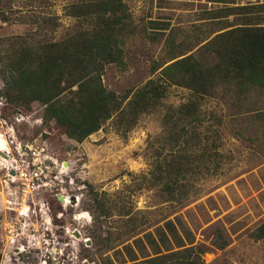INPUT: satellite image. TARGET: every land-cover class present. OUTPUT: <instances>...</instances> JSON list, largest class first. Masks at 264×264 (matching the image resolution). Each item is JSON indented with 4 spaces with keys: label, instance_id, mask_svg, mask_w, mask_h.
Listing matches in <instances>:
<instances>
[{
    "label": "rangeland",
    "instance_id": "rangeland-1",
    "mask_svg": "<svg viewBox=\"0 0 264 264\" xmlns=\"http://www.w3.org/2000/svg\"><path fill=\"white\" fill-rule=\"evenodd\" d=\"M74 1L37 0L35 10L58 15L57 35H61L74 22L64 13L65 6ZM220 1L127 0L131 27L122 45L124 64L105 66V87L122 95L153 77L159 71L153 73V69L162 60L194 52L225 30L234 19L232 15L221 21L207 18L209 10L222 7L223 2L227 6L264 5V0ZM11 4L12 9L6 10H15L14 15L30 10L21 0ZM251 12L253 19L264 21V6H255ZM33 29L31 23L0 20V38ZM5 49L0 46V120L5 119L0 133L9 127L21 140L46 139L49 152L57 156L65 173L64 182L58 185L62 190L49 194V209L36 206L31 216L33 234L43 238L32 243L20 239L13 247L21 244L24 248L18 254H2L0 264H128L131 260L125 245L133 247L136 261H140L144 257L134 240L167 220L175 223L186 241L184 228L193 236L192 243L172 250L193 246L189 259L199 253V258H194L198 264H264V238L251 236L264 222V91L251 89L240 94L236 87L225 84L203 99L202 124L195 127V134L216 154L219 166L191 180L189 196L178 204L164 201L143 179L150 174L157 147H166L161 141L165 134L162 116L170 105L189 99L188 89L169 85L162 105L142 113L131 128L125 130L109 120L77 142L67 137L64 127L44 119L42 104L9 101L4 90ZM0 141L2 149L4 140ZM54 193L66 201L61 203ZM95 194L110 207L107 215L95 218ZM71 196L77 197L75 203ZM124 211L129 214H121ZM16 213L0 206V221L5 214ZM130 215L133 225L128 222ZM21 222L20 218L17 225ZM225 242L224 247L218 246ZM199 248L203 251L198 252ZM9 249L0 241V254ZM148 254L153 256L151 250Z\"/></svg>",
    "mask_w": 264,
    "mask_h": 264
},
{
    "label": "trees",
    "instance_id": "trees-1",
    "mask_svg": "<svg viewBox=\"0 0 264 264\" xmlns=\"http://www.w3.org/2000/svg\"><path fill=\"white\" fill-rule=\"evenodd\" d=\"M11 1L0 0V20L31 23L34 29L0 38V46L6 48L2 60L6 95L15 105L42 104L44 119L64 127L67 137L82 142L109 120L127 130L142 113L162 105L169 85L189 90L186 102L170 105L163 114L166 137L164 134L161 141L166 147H157L150 174L143 179L164 201L182 203L189 196L191 180L219 166L216 154L195 134V127L202 124L203 99L225 84L236 87L240 94L251 89L264 91V21L251 17L252 8L262 4L227 6L225 1L222 7L209 10V19L221 21L230 15L234 19L194 52L162 60L153 69V73L159 70L153 77L120 95L105 87L102 75L107 64H124L122 45L131 27L127 0L68 3L64 13L74 22L61 35H57L59 16L36 11L37 0H21L30 10L18 15L6 10L12 9ZM92 198L95 218L110 212L96 194ZM128 222L134 224L131 215ZM183 230L187 241L172 220L146 232L144 238L134 240L144 259L136 261L133 247L125 245L131 260L128 264H198L194 258L199 253L189 259L193 246L172 250L193 242L190 232ZM251 236L264 238V222ZM150 250L152 257H148Z\"/></svg>",
    "mask_w": 264,
    "mask_h": 264
},
{
    "label": "built area",
    "instance_id": "built-area-1",
    "mask_svg": "<svg viewBox=\"0 0 264 264\" xmlns=\"http://www.w3.org/2000/svg\"><path fill=\"white\" fill-rule=\"evenodd\" d=\"M1 120V124L5 122L4 118ZM4 125L7 127V123ZM7 130L5 133H0V138L4 140L3 148L0 150L9 157L4 159L7 161L0 158L2 172L0 206L17 213L16 215L5 214L0 221V241H4L10 247L9 251L0 254L1 262L3 255H8L10 252L18 254L24 248V246L20 247L21 244L13 247L14 243H19L20 239L24 238L26 243H32L40 242L43 238L33 234L31 216L35 213L36 206L49 209L47 200L49 194L62 190V188L58 189V185L64 182L63 174L65 173L59 165L57 156L49 152L46 139L21 140L14 135L12 128L7 127ZM54 195L57 194L54 193ZM22 210H25L24 214L21 213ZM43 214L44 217L48 215L45 210ZM20 218L23 222L17 225V220L20 221Z\"/></svg>",
    "mask_w": 264,
    "mask_h": 264
},
{
    "label": "water",
    "instance_id": "water-1",
    "mask_svg": "<svg viewBox=\"0 0 264 264\" xmlns=\"http://www.w3.org/2000/svg\"><path fill=\"white\" fill-rule=\"evenodd\" d=\"M0 158H1V159H8L9 157H8V155H6L4 152H1V151H0ZM58 199H59L60 201H65L63 195H58ZM70 200H71L72 203H75V197H74V196H71V197H70ZM0 257H1V255H0Z\"/></svg>",
    "mask_w": 264,
    "mask_h": 264
},
{
    "label": "flooded vegetation",
    "instance_id": "flooded-vegetation-1",
    "mask_svg": "<svg viewBox=\"0 0 264 264\" xmlns=\"http://www.w3.org/2000/svg\"><path fill=\"white\" fill-rule=\"evenodd\" d=\"M57 196V195H56ZM57 198H58V196H57ZM59 200V199H58ZM77 200V197H75V201ZM60 201V200H59ZM61 203H62V201H60ZM70 203V202H69ZM64 204V203H63Z\"/></svg>",
    "mask_w": 264,
    "mask_h": 264
},
{
    "label": "bare ground",
    "instance_id": "bare-ground-1",
    "mask_svg": "<svg viewBox=\"0 0 264 264\" xmlns=\"http://www.w3.org/2000/svg\"><path fill=\"white\" fill-rule=\"evenodd\" d=\"M1 145H2V142L0 141V147H1ZM1 151V150H0ZM4 160V159H3ZM4 161H6V160H4ZM65 201H66V198H65Z\"/></svg>",
    "mask_w": 264,
    "mask_h": 264
}]
</instances>
